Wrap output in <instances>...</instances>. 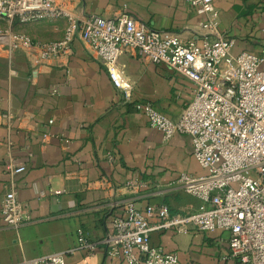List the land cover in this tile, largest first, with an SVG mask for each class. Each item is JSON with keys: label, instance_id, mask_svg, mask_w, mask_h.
<instances>
[{"label": "crops", "instance_id": "1", "mask_svg": "<svg viewBox=\"0 0 264 264\" xmlns=\"http://www.w3.org/2000/svg\"><path fill=\"white\" fill-rule=\"evenodd\" d=\"M58 2L78 15L110 18L126 11L152 28L201 42L197 25L205 16L186 0ZM214 6L221 36L235 40L232 53L260 54L264 0H214ZM66 25V19L56 18L15 23L13 29L48 42L61 39ZM6 28L10 25L0 21V29ZM118 65L133 84L131 103H123L107 71L78 39L68 56L40 68L22 53L0 49V207L13 189L31 214L20 227L0 223V264L55 253H64L66 264H130L107 256L103 247L94 254L79 248V230L91 240L103 238L128 202L139 210L165 204L183 213L206 207L174 184L184 172L205 174L190 137L166 140L134 107L150 103L174 119L192 98L194 83L132 48L124 49ZM46 131L52 136L43 142ZM10 164L26 170L14 173ZM227 239L219 230L151 233L152 243L176 252L179 264H235Z\"/></svg>", "mask_w": 264, "mask_h": 264}, {"label": "built area", "instance_id": "2", "mask_svg": "<svg viewBox=\"0 0 264 264\" xmlns=\"http://www.w3.org/2000/svg\"><path fill=\"white\" fill-rule=\"evenodd\" d=\"M186 1L205 16L197 25L200 43L152 28L126 11L109 18L78 15L58 0H0V21L10 25L0 29V49L22 53L31 66L40 68L68 56L78 39L107 71L124 104L132 102L133 92L132 82L118 65L125 48L154 64L168 65L194 83L192 98L174 119L150 103L136 102L134 107L166 140L176 134L190 137L193 156L205 174L184 172L174 184L206 207L183 213L172 212L165 204L139 210L128 202L124 216L113 218L111 231L103 238L91 240L79 230V248L94 254L103 247L107 256L130 264H179L178 254L153 244L151 233L219 230L228 234L229 257L235 264H264V44L260 54L232 53L235 40L221 36L214 0ZM56 18L67 20L59 40L39 42L13 29L15 23ZM212 36L216 39L211 40ZM51 136L44 132L42 141ZM8 167L14 173L26 170L23 165ZM30 220L29 209L16 191H7L0 223L20 227ZM14 264L66 261L64 253H55Z\"/></svg>", "mask_w": 264, "mask_h": 264}]
</instances>
